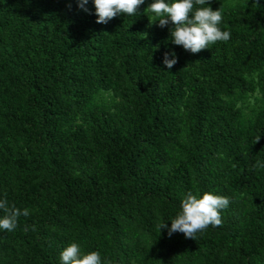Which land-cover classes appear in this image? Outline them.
I'll return each instance as SVG.
<instances>
[{"label":"trees","instance_id":"1","mask_svg":"<svg viewBox=\"0 0 264 264\" xmlns=\"http://www.w3.org/2000/svg\"><path fill=\"white\" fill-rule=\"evenodd\" d=\"M152 2L99 24L93 0H0V200L30 212L0 264L71 243L101 264H264V0H210L230 39L195 54ZM188 192L228 197L222 226L169 237Z\"/></svg>","mask_w":264,"mask_h":264},{"label":"clouds","instance_id":"2","mask_svg":"<svg viewBox=\"0 0 264 264\" xmlns=\"http://www.w3.org/2000/svg\"><path fill=\"white\" fill-rule=\"evenodd\" d=\"M144 3L145 0H93L96 23L107 24L118 15H136L140 13L139 7ZM87 4L88 0H77L79 9L85 12H89ZM194 4H206L207 7H198L193 11ZM252 6L260 7L258 0ZM145 10L160 17L159 27L164 28L171 23L173 25L169 30L171 42L182 46L185 50H190L193 54L209 48V45L217 41L230 39V32L222 31L218 27L222 21V14L219 9L212 10L210 0H172L170 3L166 0H154ZM144 34L146 37L147 33ZM169 56L172 59H169ZM163 63L171 69L177 63L175 52L165 53ZM256 166L264 167V164L257 161ZM229 204L230 199L225 196L206 192L198 198L192 192H188L181 202V212L171 221V226L169 227L166 222L161 223L158 225L159 231L166 229L169 237L173 233H183L185 238L196 240V234L207 229L209 225L222 226L221 211L227 209ZM0 210L4 213L0 218V229L8 232L17 228L18 218L21 215L27 217L30 214L27 208L21 210L14 204L9 205L6 199L0 200ZM33 230H35L34 226ZM60 258L61 264H101L100 253L93 251L82 255L80 246L76 243L67 246L61 252Z\"/></svg>","mask_w":264,"mask_h":264}]
</instances>
